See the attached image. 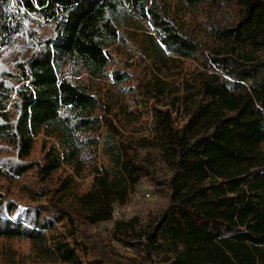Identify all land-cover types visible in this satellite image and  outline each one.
<instances>
[{
	"label": "trees",
	"instance_id": "trees-1",
	"mask_svg": "<svg viewBox=\"0 0 264 264\" xmlns=\"http://www.w3.org/2000/svg\"><path fill=\"white\" fill-rule=\"evenodd\" d=\"M30 261L264 264V0H0V264Z\"/></svg>",
	"mask_w": 264,
	"mask_h": 264
},
{
	"label": "rangeland",
	"instance_id": "rangeland-1",
	"mask_svg": "<svg viewBox=\"0 0 264 264\" xmlns=\"http://www.w3.org/2000/svg\"><path fill=\"white\" fill-rule=\"evenodd\" d=\"M220 12H222L224 14L225 20H227L229 18V14H228V11H227L226 7L223 6L220 9ZM41 31L45 35H49L51 33L50 27H47V26L42 27ZM144 183L148 185V183H146V182H144ZM148 187H149V185H148ZM149 190H150V187H149ZM137 198L138 197L134 194L129 199V201H128L129 203H127L128 205H130L129 206L130 210H129L128 216H131L132 213H134L135 211H137L139 209H142L146 205L153 204V202L156 200L155 196L153 195V193H151V197H148V198H140V199H137ZM110 223L107 222V223L102 224L100 227H94V228H95V230L102 231L105 235L108 236L109 230L111 229V224ZM30 263L31 264H37V263H34L32 261H30ZM16 264H20V263H16ZM21 264H27V262L21 263Z\"/></svg>",
	"mask_w": 264,
	"mask_h": 264
},
{
	"label": "built area",
	"instance_id": "built-area-1",
	"mask_svg": "<svg viewBox=\"0 0 264 264\" xmlns=\"http://www.w3.org/2000/svg\"><path fill=\"white\" fill-rule=\"evenodd\" d=\"M140 188L141 189H139V190L135 191L133 194H131V196H133L135 194L138 197L137 199L151 197V191L149 190L147 184H145V183L142 184V186ZM128 201L125 204H119L116 206L114 213H113V220L110 221L111 223L109 222L111 224V227L116 220H122V219L129 217L128 213L130 210L129 209L130 205L127 204V203H129ZM123 250L130 252L132 249H131V247L126 246L125 248H123Z\"/></svg>",
	"mask_w": 264,
	"mask_h": 264
}]
</instances>
